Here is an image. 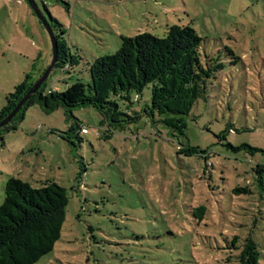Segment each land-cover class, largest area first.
Returning <instances> with one entry per match:
<instances>
[{"label":"rangeland","instance_id":"obj_1","mask_svg":"<svg viewBox=\"0 0 264 264\" xmlns=\"http://www.w3.org/2000/svg\"><path fill=\"white\" fill-rule=\"evenodd\" d=\"M34 2L79 58L72 68H54L45 91L89 83L90 65L116 53L121 36L163 37L172 25H189L202 38L201 55L224 64L192 107L184 136L143 114L107 136L95 109L78 108L73 116L87 134L74 149L58 136L69 126L60 109H27L0 138V205L11 177L33 188L54 181L68 199L59 241L35 264H239L247 237L264 264V0ZM50 58L49 36L27 1L0 0V109L25 74L45 70ZM131 97L140 112L149 86ZM186 145L206 160L185 156ZM198 206L206 208L201 222L192 216Z\"/></svg>","mask_w":264,"mask_h":264},{"label":"trees","instance_id":"obj_2","mask_svg":"<svg viewBox=\"0 0 264 264\" xmlns=\"http://www.w3.org/2000/svg\"><path fill=\"white\" fill-rule=\"evenodd\" d=\"M65 6L68 7L67 4ZM46 21L56 40L54 68L78 65L79 58L70 54L62 36L64 31L58 22L52 18ZM54 28L59 30L60 35ZM120 40L116 53L95 59L90 65L89 83L77 81L64 91L57 92L52 89L45 91L44 82L13 119L0 128V138L15 131L32 106L38 107L44 114L58 109L63 112L69 126L58 136L74 149L82 142L80 135H84L81 131L85 129L73 116L72 112L78 108L95 109L101 117L100 127L107 136L137 124L142 114L151 119L157 115L173 135L184 136L186 118L192 107L197 101L204 100L208 81L224 68L220 57L201 55L202 38L189 25H172L163 37L144 32L134 37L121 36ZM227 51L234 55L232 50ZM238 60L240 58L236 57ZM31 71L25 74L13 92L5 96L6 104L0 109V121L14 109L44 68L36 75ZM148 86L149 105L140 112L134 111L132 94L138 100ZM229 130L226 128L218 136L220 141L225 139ZM179 151L185 156L197 155L206 160V153L194 147L186 145ZM258 169L262 172L264 166H258ZM258 179L261 182V177ZM40 185L33 188L31 184L14 177L6 181L0 205V264H35L51 253L59 241L68 202L66 190L51 180H45ZM205 212L204 206H198L193 209L192 216L201 222ZM236 242L237 237H233L231 245L234 249ZM238 263L259 264L257 246L249 237L243 242Z\"/></svg>","mask_w":264,"mask_h":264},{"label":"water","instance_id":"obj_3","mask_svg":"<svg viewBox=\"0 0 264 264\" xmlns=\"http://www.w3.org/2000/svg\"><path fill=\"white\" fill-rule=\"evenodd\" d=\"M26 1L28 5L30 6L32 12L36 15L37 19L41 22L42 26L44 27L45 31L47 32L49 36L50 43H51V58L45 70L34 81V83L31 85L29 90L21 98V100L17 103L14 109L2 121H0V128L6 126L13 119V117L19 112V110L24 106V104L28 101V99L38 91L41 85L47 80V78L51 74L56 64V60H57L56 40L54 38V34L51 28L49 27L46 19L44 18V16L42 15L38 7L36 6L34 0H26Z\"/></svg>","mask_w":264,"mask_h":264},{"label":"built area","instance_id":"obj_4","mask_svg":"<svg viewBox=\"0 0 264 264\" xmlns=\"http://www.w3.org/2000/svg\"><path fill=\"white\" fill-rule=\"evenodd\" d=\"M82 134H87V130L86 129H82Z\"/></svg>","mask_w":264,"mask_h":264}]
</instances>
